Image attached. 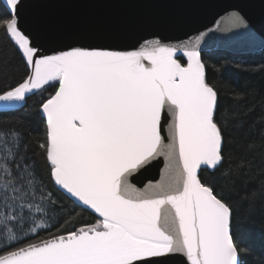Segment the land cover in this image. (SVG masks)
<instances>
[{
  "label": "snow or ice",
  "instance_id": "1",
  "mask_svg": "<svg viewBox=\"0 0 264 264\" xmlns=\"http://www.w3.org/2000/svg\"><path fill=\"white\" fill-rule=\"evenodd\" d=\"M22 2L5 0L0 32L18 47L30 73L0 101L23 102L55 86L40 106L46 140L39 147L52 182L97 219L65 234L73 222L65 217L60 234L40 237L53 226L49 207L56 202L36 185L30 166L10 169L16 154L6 147L0 169L11 212H0V264H168L175 256L187 264H243L237 206L218 188L217 174L233 175L246 162L233 167L230 121L206 78L203 36L177 44L148 40L134 51L70 46L41 54L19 27ZM226 25L247 26L237 13ZM6 136L0 138L5 146ZM161 156L160 183L136 188L131 179ZM25 183L31 192L22 191ZM37 189L41 202L25 203L37 198ZM9 191L20 193L12 204ZM257 196L264 201V184L244 194L248 201Z\"/></svg>",
  "mask_w": 264,
  "mask_h": 264
},
{
  "label": "trees",
  "instance_id": "2",
  "mask_svg": "<svg viewBox=\"0 0 264 264\" xmlns=\"http://www.w3.org/2000/svg\"><path fill=\"white\" fill-rule=\"evenodd\" d=\"M6 13L7 9L0 0V16ZM201 59L207 81L218 93L219 110L230 121L228 147L233 157V167L240 161L246 162L244 167L228 177H220L218 173L217 186L237 206L235 224L239 226L238 243H242L243 264H264V201L258 196L253 201L244 198L246 192H259L264 184V50L246 54L213 51L203 53ZM28 74L29 69L18 47L0 32V94L17 86ZM55 90V86L50 85L30 97L22 110L0 113V138L11 133L6 136L9 141L7 146L0 139V163H4L6 147L12 149L16 155L8 161L10 169L14 173H21L26 166H30L36 177V185L56 202L49 207L48 220L53 226L39 233L42 238H48L49 233L60 234L58 228L65 217L73 220L62 229L65 234L97 219L92 212L76 207L52 182L45 152L39 147L46 140V122L40 106ZM4 179L6 177L0 169V212H11L4 205ZM32 190L26 183L22 189L23 192ZM8 195V203L12 204L11 197L20 193L9 191ZM40 195L37 189V198L32 200L29 196L24 202L38 204L41 202ZM24 212L28 213V209L25 208Z\"/></svg>",
  "mask_w": 264,
  "mask_h": 264
},
{
  "label": "water",
  "instance_id": "3",
  "mask_svg": "<svg viewBox=\"0 0 264 264\" xmlns=\"http://www.w3.org/2000/svg\"><path fill=\"white\" fill-rule=\"evenodd\" d=\"M232 13L240 15L247 26L225 30L226 18ZM19 20V27L41 54H55L70 46L134 51L148 40L177 44L200 36L201 55L264 50V0H23ZM39 92L23 102L0 101V113L22 110ZM165 165V158L158 157L130 182L141 190L159 184ZM168 264L187 261L175 256Z\"/></svg>",
  "mask_w": 264,
  "mask_h": 264
}]
</instances>
